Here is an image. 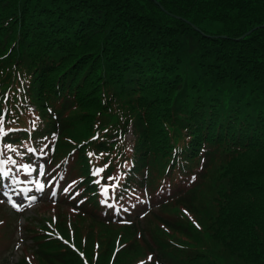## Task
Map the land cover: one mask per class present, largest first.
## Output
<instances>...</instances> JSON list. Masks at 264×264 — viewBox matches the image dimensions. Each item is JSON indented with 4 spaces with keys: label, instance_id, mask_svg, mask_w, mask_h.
<instances>
[{
    "label": "trees",
    "instance_id": "1",
    "mask_svg": "<svg viewBox=\"0 0 264 264\" xmlns=\"http://www.w3.org/2000/svg\"><path fill=\"white\" fill-rule=\"evenodd\" d=\"M262 25L264 0H0L2 156L57 191L14 264H264Z\"/></svg>",
    "mask_w": 264,
    "mask_h": 264
},
{
    "label": "rangeland",
    "instance_id": "2",
    "mask_svg": "<svg viewBox=\"0 0 264 264\" xmlns=\"http://www.w3.org/2000/svg\"><path fill=\"white\" fill-rule=\"evenodd\" d=\"M208 32L210 33H215L214 29H212L211 27H209V30ZM127 138L130 139L131 138V135L130 133L128 132L127 133ZM34 165L32 164V166H25V167H22L20 170H17V171H20V172H24V173H29V178L28 179H25V185H24V191L28 192L26 193L25 195L23 193H16L15 196H14V199L16 201V203L19 204L20 206V214L21 215H17L16 217H11L10 216H13L14 215V212L12 210H7L5 207H3L5 204L0 202V221H2V223H0V226L2 224H4L5 221H10L11 219H13V223H10L13 224V225H18V226H23L24 227H27L28 224H36L38 223L41 219H49V218H52V215L54 214V206L53 205H40L39 206V203L41 199H43V195H41L39 193V190H38V184H42V180L40 178H38L36 181L32 180V174H33V169H35L33 167ZM42 168H45L44 166L40 165L38 166L37 169H42ZM27 169V171H26ZM11 171V175L9 176V180L8 181H12L15 177H14V174H12L14 172L13 168H10ZM32 182H34V184H32ZM36 185V186H35ZM30 196V195H36L38 197V203H36L35 205H32V204H28V197L27 196ZM8 206V204H7ZM9 207V206H8ZM71 213V211H70ZM4 228V230H3ZM3 228H2V231H0L1 233V236L3 234V232L5 231V224L3 225ZM16 238L17 239H21V238H24V234H23V231L22 229L19 227V230L16 232ZM0 236V238H1ZM21 244H19L15 250L11 251V240H7L6 242V245L5 243L4 244H1L0 245V264H3L2 263V259L3 257L5 258H8V261L10 264H13L15 262H17V260H19L20 258V255H22V251L21 249L18 250L22 245L25 244V241H21L20 242ZM5 245V247H4ZM11 251V252H10ZM6 255V256H4ZM232 264H244L243 262L241 261H234Z\"/></svg>",
    "mask_w": 264,
    "mask_h": 264
},
{
    "label": "snow or ice",
    "instance_id": "3",
    "mask_svg": "<svg viewBox=\"0 0 264 264\" xmlns=\"http://www.w3.org/2000/svg\"><path fill=\"white\" fill-rule=\"evenodd\" d=\"M5 134V132H4V129H3V127H2V119H0V135H4ZM26 171H27V169H26ZM41 175H43L44 173L43 172H41L40 173ZM98 174V173H97ZM3 175H7V173H3ZM194 179V178H193ZM43 188H44V185L43 184H38V190H40V191H42L43 190ZM64 191H67V189H64ZM103 193H104V195L106 196L107 195V193H108V188L107 187H105L104 189H103ZM53 195H55V193H53ZM36 198L35 197H32V200L34 201ZM12 206L14 207V208H17V210H20V207L18 206V205H16L15 203H13L12 204ZM0 223H2V221H0ZM152 256L150 255L149 257H148V260L149 261H152ZM142 264H143V262H142ZM157 264H158V262H157Z\"/></svg>",
    "mask_w": 264,
    "mask_h": 264
},
{
    "label": "water",
    "instance_id": "4",
    "mask_svg": "<svg viewBox=\"0 0 264 264\" xmlns=\"http://www.w3.org/2000/svg\"><path fill=\"white\" fill-rule=\"evenodd\" d=\"M153 1H155V0H153ZM260 28H264V25H262ZM257 29H259V28H254L253 30L247 32V33L242 37V39H244L245 37L249 36L250 34H252L253 31H255V30H257Z\"/></svg>",
    "mask_w": 264,
    "mask_h": 264
}]
</instances>
